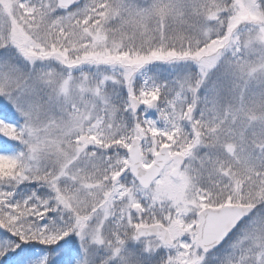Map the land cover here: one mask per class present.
Masks as SVG:
<instances>
[{
    "label": "snow or ice",
    "instance_id": "snow-or-ice-1",
    "mask_svg": "<svg viewBox=\"0 0 264 264\" xmlns=\"http://www.w3.org/2000/svg\"><path fill=\"white\" fill-rule=\"evenodd\" d=\"M0 264H264V0H0Z\"/></svg>",
    "mask_w": 264,
    "mask_h": 264
}]
</instances>
